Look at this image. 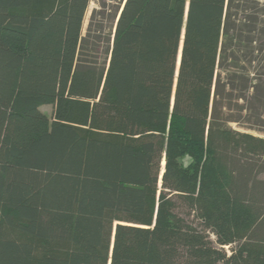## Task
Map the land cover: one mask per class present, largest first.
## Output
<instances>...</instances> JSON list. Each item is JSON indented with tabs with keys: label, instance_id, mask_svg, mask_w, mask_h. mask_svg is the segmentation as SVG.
Here are the masks:
<instances>
[{
	"label": "trees",
	"instance_id": "1",
	"mask_svg": "<svg viewBox=\"0 0 264 264\" xmlns=\"http://www.w3.org/2000/svg\"><path fill=\"white\" fill-rule=\"evenodd\" d=\"M88 2L0 0V264H264V4Z\"/></svg>",
	"mask_w": 264,
	"mask_h": 264
},
{
	"label": "rangeland",
	"instance_id": "2",
	"mask_svg": "<svg viewBox=\"0 0 264 264\" xmlns=\"http://www.w3.org/2000/svg\"><path fill=\"white\" fill-rule=\"evenodd\" d=\"M257 1L264 4V0ZM123 2L124 0H89L81 29L82 57L91 62L96 61L99 65H105L108 60L114 25ZM261 7L260 5L259 8ZM41 109L49 115L52 107L42 105ZM232 127L256 135H264L262 131L253 127L248 128L249 126L243 125V123L232 122ZM191 217L192 214L189 218ZM195 222L197 223V221ZM226 250L228 251L229 248Z\"/></svg>",
	"mask_w": 264,
	"mask_h": 264
},
{
	"label": "water",
	"instance_id": "3",
	"mask_svg": "<svg viewBox=\"0 0 264 264\" xmlns=\"http://www.w3.org/2000/svg\"><path fill=\"white\" fill-rule=\"evenodd\" d=\"M122 7V6H121ZM121 10V9H120ZM119 13H120V11H119ZM118 13V14H119ZM179 61H180V53H179V55H178V62H177V67H178V65H179ZM161 174H162V172H161ZM161 174H160V176H159V178L161 177Z\"/></svg>",
	"mask_w": 264,
	"mask_h": 264
},
{
	"label": "bare ground",
	"instance_id": "4",
	"mask_svg": "<svg viewBox=\"0 0 264 264\" xmlns=\"http://www.w3.org/2000/svg\"><path fill=\"white\" fill-rule=\"evenodd\" d=\"M163 162H164V160L162 161V165L164 164Z\"/></svg>",
	"mask_w": 264,
	"mask_h": 264
}]
</instances>
